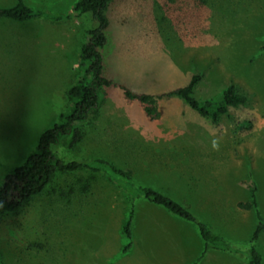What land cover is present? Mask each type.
<instances>
[{
	"label": "rangeland",
	"instance_id": "374dc122",
	"mask_svg": "<svg viewBox=\"0 0 264 264\" xmlns=\"http://www.w3.org/2000/svg\"><path fill=\"white\" fill-rule=\"evenodd\" d=\"M78 1L25 0L62 16ZM16 2L0 0V8ZM104 15L105 74L115 85L154 96L200 76L197 101L233 84L248 102L216 123L172 96L156 101L159 116L150 121L112 86L84 141L53 151L63 162L105 159L129 172L135 187L179 202L236 251L209 250L198 264H249L250 245L264 264V230L251 243L256 211L239 207L255 190L264 220V0H113ZM90 25L89 16L62 24L0 20V184L71 108L68 91L83 75L79 52ZM138 199L133 204L103 172H57L20 215L0 221L1 264H195L204 249L197 224L156 204L175 245L125 251L122 228L146 201Z\"/></svg>",
	"mask_w": 264,
	"mask_h": 264
},
{
	"label": "trees",
	"instance_id": "16d2710c",
	"mask_svg": "<svg viewBox=\"0 0 264 264\" xmlns=\"http://www.w3.org/2000/svg\"><path fill=\"white\" fill-rule=\"evenodd\" d=\"M112 1L79 0L67 16L56 15L42 8L29 6L25 0H17L12 7L0 8V20L6 21L22 22L40 19L49 24H62L63 21H76L84 16H89L92 21V25L85 34L86 42L81 46L79 52V62L83 75L68 91L71 108L60 115L57 124L40 135L36 150L20 166L13 168L4 176L0 184V221L5 216L17 217L20 215L34 198L43 195L57 172L76 173L80 170H90L103 172L113 184L132 197L133 204L137 202L138 197L143 196L150 203L164 206L173 215L187 222L196 223L194 216L185 206L156 189L135 187L131 182L129 172L117 169L105 159L95 158L87 163L75 160L63 162L61 157L53 151L55 147L73 150L84 141L92 119L97 115L105 89L112 86L120 88L128 102L138 103L150 121L159 116L156 101L172 96L180 99L201 117L216 123L219 122L220 115L230 107L240 108L248 102L247 97L240 95L233 84L228 85L218 97L204 102L197 101L193 95L199 81H201L200 76H194L182 88L154 96L135 93L124 85H115L114 81L105 74V57L102 53L107 41L106 32L108 29V20L104 12ZM251 199V203H241L239 207L248 211H256L257 226L251 238L253 244L264 230V220L257 208L255 190L252 191ZM133 210L134 207L130 210V217L123 226V234L130 241L125 251L131 245ZM196 224L204 241V249L203 254L195 264H198L209 250L234 252L225 240L212 235L205 225ZM247 252L249 264H263L262 256L256 251L254 245H250Z\"/></svg>",
	"mask_w": 264,
	"mask_h": 264
},
{
	"label": "crops",
	"instance_id": "0c3cea01",
	"mask_svg": "<svg viewBox=\"0 0 264 264\" xmlns=\"http://www.w3.org/2000/svg\"><path fill=\"white\" fill-rule=\"evenodd\" d=\"M146 201H141L137 203L135 206V210L133 213V221L131 226V245L136 243L139 244L140 246L155 245V244L175 245L174 242L172 241V237L169 231L158 222L155 213H153V211L156 209V207L154 208L153 205H155L156 203L153 204L150 203L149 201L147 202ZM168 211L170 212V210ZM208 231L212 235H215L209 229ZM122 234H123V228H122ZM199 238L201 239V241H203L201 235H199ZM179 253L180 254L176 253L177 257L184 256L183 253L180 252V250Z\"/></svg>",
	"mask_w": 264,
	"mask_h": 264
}]
</instances>
